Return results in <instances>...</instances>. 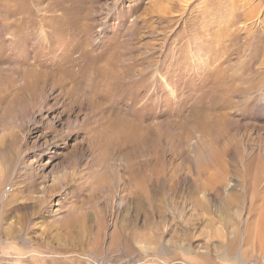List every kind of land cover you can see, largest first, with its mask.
<instances>
[{"label":"rangeland","instance_id":"rangeland-1","mask_svg":"<svg viewBox=\"0 0 264 264\" xmlns=\"http://www.w3.org/2000/svg\"><path fill=\"white\" fill-rule=\"evenodd\" d=\"M0 252L264 264V0H0Z\"/></svg>","mask_w":264,"mask_h":264},{"label":"bare ground","instance_id":"bare-ground-1","mask_svg":"<svg viewBox=\"0 0 264 264\" xmlns=\"http://www.w3.org/2000/svg\"><path fill=\"white\" fill-rule=\"evenodd\" d=\"M81 87H82V86H81ZM88 87H89V86H88ZM89 88H90V87H89ZM80 89H81V88H80ZM94 89H95V88H94ZM80 94H81V93H80ZM80 94H78L77 96H78V97H81V95H82L83 93H82L81 95H80ZM93 95H94V94H93ZM93 95H92V96H93ZM109 95H110V94H109ZM68 96L72 97L73 95L68 93ZM85 96H86V95H85ZM107 96H108V92L106 93V91H105V92L103 91V93H98L96 97H97V98H105V97H107ZM87 97H88V96H87ZM78 99H79V98H78ZM82 101H83V100H82ZM84 105H85V104H84ZM84 105H83V106H84ZM86 106H87V105H86ZM82 108H83V107H82Z\"/></svg>","mask_w":264,"mask_h":264},{"label":"built area","instance_id":"built-area-1","mask_svg":"<svg viewBox=\"0 0 264 264\" xmlns=\"http://www.w3.org/2000/svg\"><path fill=\"white\" fill-rule=\"evenodd\" d=\"M9 258L10 256L8 254H4V253H1L0 252V258ZM3 260H6V259H3ZM3 260H0V264H10L9 261H3Z\"/></svg>","mask_w":264,"mask_h":264}]
</instances>
